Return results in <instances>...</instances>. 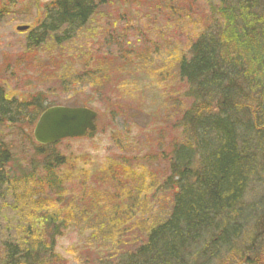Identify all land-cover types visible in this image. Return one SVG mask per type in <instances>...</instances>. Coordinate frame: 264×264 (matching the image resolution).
Returning <instances> with one entry per match:
<instances>
[{
    "label": "rangeland",
    "instance_id": "374dc122",
    "mask_svg": "<svg viewBox=\"0 0 264 264\" xmlns=\"http://www.w3.org/2000/svg\"><path fill=\"white\" fill-rule=\"evenodd\" d=\"M1 1L8 4L0 8V86L17 99L35 103L33 97L39 95L43 104L84 105L97 115L91 136L65 139L49 149L65 157L54 189L44 186L43 179L40 195H15L10 186L0 189V242L16 241L24 227L38 235L50 215L65 226L51 264H120L145 229L171 210L172 191L163 183L167 158L173 143L183 141L180 119L192 102L178 77V59L209 27L214 0H105L59 47L54 38L34 46L28 31L16 30L19 25L31 29L51 0ZM97 69L100 85L79 75ZM33 126L25 121L20 129H2L14 155L12 167H29L27 158L38 145ZM34 158L39 166L42 156ZM43 176L37 168L36 181ZM259 181L264 184V175L251 183L246 203L263 202ZM23 187L19 182L15 189ZM22 205L25 214L35 211L37 218L13 211ZM256 217L261 223L264 212ZM256 239L261 251L255 264H264V235ZM240 258L223 256L220 264H248Z\"/></svg>",
    "mask_w": 264,
    "mask_h": 264
},
{
    "label": "trees",
    "instance_id": "16d2710c",
    "mask_svg": "<svg viewBox=\"0 0 264 264\" xmlns=\"http://www.w3.org/2000/svg\"><path fill=\"white\" fill-rule=\"evenodd\" d=\"M101 3L105 0H51L44 16L27 30V39L39 46L54 38L59 47L88 23ZM7 4L1 1L0 8ZM210 10L209 27L188 43L177 64L184 95L192 102L180 119L183 141L173 143L167 158L163 183L172 191L171 210L145 229L139 245L120 264H220L227 255L255 264L261 251L256 237L264 235V221L259 222L256 212H264V198L249 204L244 196L264 175V0H214ZM81 73L92 84L102 83L99 69ZM33 100L14 98L0 86V189L10 186L15 195H40L43 181L54 189L55 173L65 158L49 150L60 141L38 144L27 158L28 168L11 166L14 155L1 131L5 126L20 129L25 121L34 124L50 106L39 95ZM35 155L42 156L39 166ZM37 168L44 174L38 181ZM19 182L24 187L15 189ZM25 208L13 211L37 218L35 211L25 214ZM45 219L38 235L24 227L16 241L0 242V264H51L56 238L65 226L50 215Z\"/></svg>",
    "mask_w": 264,
    "mask_h": 264
},
{
    "label": "water",
    "instance_id": "95a60500",
    "mask_svg": "<svg viewBox=\"0 0 264 264\" xmlns=\"http://www.w3.org/2000/svg\"><path fill=\"white\" fill-rule=\"evenodd\" d=\"M26 25L16 27L24 31ZM96 112L87 107L51 106L38 117L33 137L41 144L54 143L65 137H80L95 129Z\"/></svg>",
    "mask_w": 264,
    "mask_h": 264
}]
</instances>
